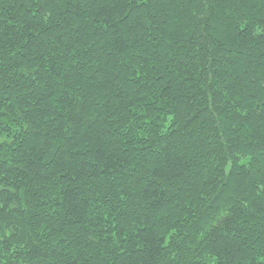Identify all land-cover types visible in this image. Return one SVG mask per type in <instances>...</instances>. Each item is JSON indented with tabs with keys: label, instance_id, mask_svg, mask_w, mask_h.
I'll return each instance as SVG.
<instances>
[{
	"label": "trees",
	"instance_id": "obj_1",
	"mask_svg": "<svg viewBox=\"0 0 264 264\" xmlns=\"http://www.w3.org/2000/svg\"><path fill=\"white\" fill-rule=\"evenodd\" d=\"M0 264H264V0H0Z\"/></svg>",
	"mask_w": 264,
	"mask_h": 264
}]
</instances>
